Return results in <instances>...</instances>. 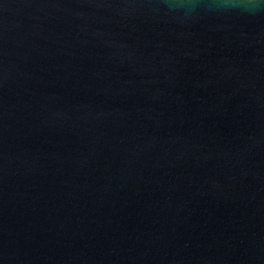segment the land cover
Instances as JSON below:
<instances>
[{
	"label": "water",
	"instance_id": "water-1",
	"mask_svg": "<svg viewBox=\"0 0 264 264\" xmlns=\"http://www.w3.org/2000/svg\"><path fill=\"white\" fill-rule=\"evenodd\" d=\"M0 264H264V0H0Z\"/></svg>",
	"mask_w": 264,
	"mask_h": 264
}]
</instances>
